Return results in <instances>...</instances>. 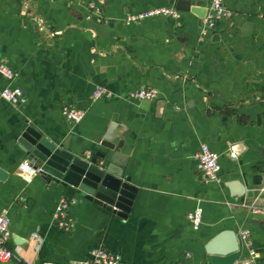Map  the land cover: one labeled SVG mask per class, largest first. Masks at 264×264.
<instances>
[{
  "label": "crops",
  "instance_id": "crops-1",
  "mask_svg": "<svg viewBox=\"0 0 264 264\" xmlns=\"http://www.w3.org/2000/svg\"><path fill=\"white\" fill-rule=\"evenodd\" d=\"M182 1L178 18L126 23L128 14L175 8L176 0H0V60L27 98L13 105L0 97V206L9 210L7 245L15 253L0 264H85L99 242L120 264H214L205 245L222 230L238 236L242 229L255 252L246 264H264V213L253 211H264V0H226L233 17L204 35L209 0ZM246 22L251 34L242 36ZM5 85L0 75V90ZM97 85L111 97L92 101ZM140 88L157 96L128 97ZM64 106L86 111L72 129ZM110 123L121 127L116 165L135 188L126 218L40 173L21 176L27 153L19 138L27 126L75 155H93L104 149ZM201 143L218 154L217 183L201 180ZM71 197L72 227L63 229L53 213L60 198ZM197 207L201 222L193 229L187 215ZM247 258L240 243L234 264Z\"/></svg>",
  "mask_w": 264,
  "mask_h": 264
},
{
  "label": "water",
  "instance_id": "water-1",
  "mask_svg": "<svg viewBox=\"0 0 264 264\" xmlns=\"http://www.w3.org/2000/svg\"><path fill=\"white\" fill-rule=\"evenodd\" d=\"M184 2L176 0L175 8L182 9ZM198 11L196 8H192ZM252 24L246 22L242 36L251 34ZM121 127L110 123L101 146L104 148L86 158L84 153L75 155L64 143L56 146L45 139L32 126H27L19 138L27 161L48 182L63 187H73L81 197L93 201L107 214L126 218L133 202L135 188L124 175L123 166H117L122 140H118ZM113 151L108 158L107 151ZM240 242L232 230H222L206 245L205 250L214 264H234L238 259Z\"/></svg>",
  "mask_w": 264,
  "mask_h": 264
},
{
  "label": "built area",
  "instance_id": "built-area-1",
  "mask_svg": "<svg viewBox=\"0 0 264 264\" xmlns=\"http://www.w3.org/2000/svg\"><path fill=\"white\" fill-rule=\"evenodd\" d=\"M73 1H75L77 4L81 3V0ZM86 7L97 16L98 21L101 20L99 8L95 6L94 3H88ZM158 15L178 18L179 11L173 6L150 8L145 11L128 14L125 18V22L139 23L144 19ZM232 17L233 11L227 7L226 0H209L205 15L201 21V34L204 35L207 32V29L214 28L216 22L231 19ZM0 75L6 81V85L0 90V97L13 105L25 103L27 99L25 91L13 84L17 74L1 60ZM156 96V90L150 88H140L128 93L129 98L136 100H151ZM102 97H111V92L108 91L104 86L97 85L91 94V100L96 101ZM62 114L72 129L82 121L86 111L73 106H64L62 108ZM84 155L86 158H89L92 156V153L90 151H85ZM229 155L232 158L237 156V151L234 149V145L229 147ZM195 159L201 173L202 182L210 184L220 181V165L218 162V154L213 151L208 144L201 143L199 145V148L195 153ZM18 169L24 180H29V178L35 174L40 173V168L33 167L27 161L20 162ZM76 202L77 199L75 197L59 199L53 213V220L59 227L63 229H69L72 227V223L67 218V211ZM253 211L264 213V211H259L258 209H254ZM201 214V207H197L194 211L188 213L187 217L193 229H197L199 227L201 222ZM10 236L11 231L9 210L6 207L0 206V263H6L15 256L14 251L11 250L7 245ZM238 236L241 245L248 250V258L244 264H246V262H253L255 260V252L251 248L250 231L248 229H242ZM20 260H22L25 264H30V262L25 258H20ZM120 260L121 257L118 253L111 252L102 242H99L93 249H91L85 264H120Z\"/></svg>",
  "mask_w": 264,
  "mask_h": 264
}]
</instances>
